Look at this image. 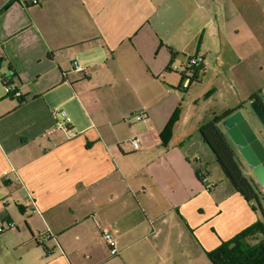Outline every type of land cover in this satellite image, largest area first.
<instances>
[{"label": "crops", "instance_id": "1", "mask_svg": "<svg viewBox=\"0 0 264 264\" xmlns=\"http://www.w3.org/2000/svg\"><path fill=\"white\" fill-rule=\"evenodd\" d=\"M251 95L264 101V0H0V225L16 227L0 234V264H211L206 252L261 215L226 179L208 189L216 162L199 129L241 103L260 127ZM182 239L197 255H171Z\"/></svg>", "mask_w": 264, "mask_h": 264}, {"label": "trees", "instance_id": "2", "mask_svg": "<svg viewBox=\"0 0 264 264\" xmlns=\"http://www.w3.org/2000/svg\"><path fill=\"white\" fill-rule=\"evenodd\" d=\"M200 69L201 66L194 70L197 72ZM193 80H195L194 76L189 78V82ZM10 82L8 79L2 80L3 85ZM251 100H257L264 110V101L258 95H251L248 101ZM243 104L241 103L235 109L220 116L213 117L200 127L199 135L212 153L217 166L232 189L241 195L247 203L251 204L254 211L260 212L261 219L236 234L232 239L226 242L221 241L215 249L206 252V257L211 264H264V194L261 188L256 186L255 181L249 180L243 175L235 160V152L219 127L223 118L241 109ZM180 107V104L176 107L159 135L163 146H166L171 136V128L178 118ZM195 175L198 181L204 184L205 175L199 169L195 171ZM251 237L254 238V241L248 243L247 239ZM37 243L43 245V243Z\"/></svg>", "mask_w": 264, "mask_h": 264}, {"label": "water", "instance_id": "3", "mask_svg": "<svg viewBox=\"0 0 264 264\" xmlns=\"http://www.w3.org/2000/svg\"><path fill=\"white\" fill-rule=\"evenodd\" d=\"M248 106L264 132V110L257 100L249 101ZM220 126L250 169L256 186L261 188L264 194V145L244 118L241 109L223 118L220 121Z\"/></svg>", "mask_w": 264, "mask_h": 264}, {"label": "rangeland", "instance_id": "4", "mask_svg": "<svg viewBox=\"0 0 264 264\" xmlns=\"http://www.w3.org/2000/svg\"><path fill=\"white\" fill-rule=\"evenodd\" d=\"M188 81H187V79H185L184 85H183L184 88L187 87ZM204 90L205 89L198 88V86H193V87L190 88V100L191 101L199 100L198 102L194 103L192 107L195 106L198 109H203L207 105V102H205L204 99L200 100V98H201L200 96H202ZM241 112H242L244 118L251 125L252 129L255 131L257 137L259 138V140L264 145V132L262 131L261 127H256L255 120L246 111H244L242 109ZM259 131H261L262 133H259ZM235 160H236L237 164L239 165L243 175L246 176L249 180L255 181L250 169L245 164V162L243 161V159L241 158V156L238 154V152L236 150H235ZM208 171H209L210 176L207 179V185L209 187L210 186H216L217 187L218 184H219L220 185V189H218L217 191H220L223 187H227L226 183H225V180H224L226 178H224V176H223L222 172L220 171L219 167L217 166V164H213L212 163L208 167ZM211 190H212V188H211ZM263 207H264V201H263ZM256 212L259 213L258 210H256ZM232 238H230V239H232ZM230 239H228V240H230ZM228 240H223V242H226ZM161 241H162L161 239L156 240V242H157L156 244H158V246H159L158 248L164 246L161 243ZM188 241H189V239L186 242L184 241V239H182V242H179L178 240H174V243H170L168 246H169V250L171 251V255H197L195 250L188 246ZM190 241H191V243L193 245V241L192 240H190ZM158 248L156 249L157 253L160 251V250L158 251ZM106 252H107V250H106ZM108 255H110V254H108ZM204 255H206V253Z\"/></svg>", "mask_w": 264, "mask_h": 264}, {"label": "built area", "instance_id": "5", "mask_svg": "<svg viewBox=\"0 0 264 264\" xmlns=\"http://www.w3.org/2000/svg\"><path fill=\"white\" fill-rule=\"evenodd\" d=\"M72 66H73L74 71H77V72L82 71V68L79 67L75 61L72 63ZM200 66H201L200 59L193 57V58H189L186 61L185 69L186 70L187 69H193L194 70V69L199 68ZM170 69H172L174 71L177 70V68L174 66H171ZM4 88H5V91L7 94L12 93V96L15 98H18L20 96L19 92H14V87H13V84L11 82L5 83ZM61 115L64 116V113L61 112ZM133 117H134V120L136 122H146L147 121V117H145L143 114H140V113L135 114ZM67 123H68V119L65 118L63 123L56 124L53 127L52 131H54V130L64 131L65 125ZM125 144L129 148L130 151H132V152L138 151L142 148V144H143L142 137H141V135L133 134L127 139ZM215 187L216 186H210L208 189L215 188ZM33 213H38V210L34 209ZM15 229H16V227H15L14 223L6 222L5 224L0 225V234H2L5 231H8V230H15ZM99 237H100V240L106 245V247L108 249V253L110 255H116L117 254V250L115 247L116 241H115V238L113 237V235L110 232H108L105 228H101V233H100ZM49 238H50V234L47 232L41 233L38 236V240L41 242H45V241L49 240Z\"/></svg>", "mask_w": 264, "mask_h": 264}, {"label": "flooded vegetation", "instance_id": "6", "mask_svg": "<svg viewBox=\"0 0 264 264\" xmlns=\"http://www.w3.org/2000/svg\"><path fill=\"white\" fill-rule=\"evenodd\" d=\"M260 133V132H259Z\"/></svg>", "mask_w": 264, "mask_h": 264}]
</instances>
